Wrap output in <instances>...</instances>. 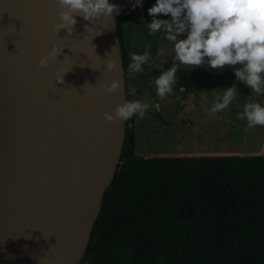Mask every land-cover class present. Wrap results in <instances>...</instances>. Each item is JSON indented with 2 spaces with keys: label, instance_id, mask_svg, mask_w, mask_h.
<instances>
[{
  "label": "water",
  "instance_id": "water-1",
  "mask_svg": "<svg viewBox=\"0 0 264 264\" xmlns=\"http://www.w3.org/2000/svg\"><path fill=\"white\" fill-rule=\"evenodd\" d=\"M59 10L55 0H0V264H79L122 150L126 121L104 117L127 100L115 14L94 24L75 17L88 80L75 126L56 80ZM53 44L61 53L40 67ZM107 58L118 70L107 71ZM112 79L123 87L108 93L101 84Z\"/></svg>",
  "mask_w": 264,
  "mask_h": 264
},
{
  "label": "trees",
  "instance_id": "trees-1",
  "mask_svg": "<svg viewBox=\"0 0 264 264\" xmlns=\"http://www.w3.org/2000/svg\"><path fill=\"white\" fill-rule=\"evenodd\" d=\"M109 2L120 7L127 92L124 24L134 8ZM135 147L134 115L79 264H264V153L140 155Z\"/></svg>",
  "mask_w": 264,
  "mask_h": 264
},
{
  "label": "clouds",
  "instance_id": "clouds-1",
  "mask_svg": "<svg viewBox=\"0 0 264 264\" xmlns=\"http://www.w3.org/2000/svg\"><path fill=\"white\" fill-rule=\"evenodd\" d=\"M55 2L60 10L59 19L53 24L52 30L57 34L60 29H66L69 36L77 23L76 16L94 24L101 18L111 17L114 20V14L118 15L120 11V7L109 0ZM141 4L142 0H134L132 7ZM147 12L152 17L151 22L145 24L148 35L158 32L165 34L164 38L172 45L173 64L164 70L155 63L149 50L142 54L132 52L129 53L127 71L129 74L141 73L146 64L161 68L160 74L150 82L155 85L158 97L163 99L172 94L181 66L187 67L188 71L205 67L216 72L229 67L236 80L249 87L251 93L264 96V0H155ZM159 14L170 16V19H160ZM88 28L86 26L85 30ZM60 53L61 49L53 44L39 58L38 65L47 68L49 61L57 60ZM67 57L65 55L64 60ZM104 63L107 71L118 70L115 60L107 58ZM62 77L57 76V82L62 83ZM101 87L113 93L123 86L118 80L112 79L101 84ZM237 94L235 84L222 89L220 99L210 111L217 113L229 108ZM125 95L135 96L136 88L129 84ZM240 107L238 120L245 121L248 128L264 127V103L249 101ZM148 108L149 105L139 99L125 100L118 103L111 114L105 112L104 117L109 122L128 121L134 115L143 118ZM193 131L197 129L193 128Z\"/></svg>",
  "mask_w": 264,
  "mask_h": 264
},
{
  "label": "rangeland",
  "instance_id": "rangeland-1",
  "mask_svg": "<svg viewBox=\"0 0 264 264\" xmlns=\"http://www.w3.org/2000/svg\"><path fill=\"white\" fill-rule=\"evenodd\" d=\"M131 1L134 3V0ZM154 3L155 0H142V4L134 8L132 17L124 24V40L128 60L129 53L142 54L149 50L155 63L166 70L173 64L172 45L164 38L163 32L149 36L145 25L151 22L152 17L147 9ZM158 18L170 19V16L159 14ZM143 68L144 71L138 74L127 73L128 85L132 84L136 88V95H130V98L149 105L143 118L135 115V149L138 154H176L188 150L221 149L248 153L251 149L262 147L264 127L248 128L245 121L237 119V113L245 102L264 103V96L251 93V89L235 77V80L232 78L224 81L216 77L213 82L216 87L211 88L209 69L199 67L188 71L187 67L181 66L176 74L177 84L172 94L161 99L156 95L155 85L150 83L160 74L161 68H152L147 64ZM223 71L227 74L233 72L229 67ZM180 84L183 85L181 90ZM226 84H235L238 93L231 106L217 113L210 110L204 112L206 105L211 108L220 99ZM193 128L197 131L194 132Z\"/></svg>",
  "mask_w": 264,
  "mask_h": 264
},
{
  "label": "bare ground",
  "instance_id": "bare-ground-1",
  "mask_svg": "<svg viewBox=\"0 0 264 264\" xmlns=\"http://www.w3.org/2000/svg\"><path fill=\"white\" fill-rule=\"evenodd\" d=\"M61 39V75H63V84L66 88L64 100L72 105L69 109V119L71 123L78 126L82 120L84 109L87 106L86 100L88 91L83 43L75 28L71 36L68 35L66 29H61ZM65 55L68 56L66 60H64ZM3 113L4 108L2 107L0 108V133L3 130Z\"/></svg>",
  "mask_w": 264,
  "mask_h": 264
},
{
  "label": "crops",
  "instance_id": "crops-1",
  "mask_svg": "<svg viewBox=\"0 0 264 264\" xmlns=\"http://www.w3.org/2000/svg\"><path fill=\"white\" fill-rule=\"evenodd\" d=\"M223 71V70H222ZM208 73H209V75L212 77V79H210V80H212L211 81V88L212 87H216V85L213 83L214 82V80H216V77H219V80L220 81H224V80H226V79H228V80H232V78H233V80H235L234 79V73L232 72V73H224V71L223 72H219V73H216L215 71H213V70H209L208 71ZM181 86H183L182 84H180V86H179V90H181ZM228 87H230L228 84H226V85H224V89H226V88H228ZM216 89V88H215ZM198 93V92H197ZM174 94L176 95V92L174 91ZM200 94V93H199ZM172 96V95H171ZM206 96H208V95H206ZM172 98V97H171ZM168 103V100L166 99L165 100V104H167ZM211 108H210V106H208V105H206V107H204V109H203V111L204 112H206V111H209ZM226 111H228V110H226ZM229 112V111H228ZM247 150H249V149H247ZM241 151V152H240ZM245 151H242V150H235V149H221V150H200V151H197V150H195V151H192V150H188L187 152H178V153H176V154H218V153H238V154H255V153H264V148H262V147H260V148H258V149H251L248 153H244Z\"/></svg>",
  "mask_w": 264,
  "mask_h": 264
},
{
  "label": "built area",
  "instance_id": "built-area-1",
  "mask_svg": "<svg viewBox=\"0 0 264 264\" xmlns=\"http://www.w3.org/2000/svg\"><path fill=\"white\" fill-rule=\"evenodd\" d=\"M262 147H264V142L262 143Z\"/></svg>",
  "mask_w": 264,
  "mask_h": 264
}]
</instances>
